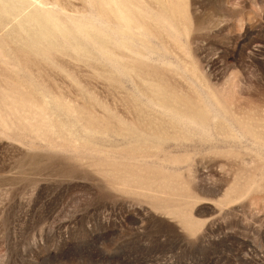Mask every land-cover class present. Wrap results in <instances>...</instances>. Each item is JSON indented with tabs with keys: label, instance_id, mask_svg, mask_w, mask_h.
<instances>
[{
	"label": "rangeland",
	"instance_id": "obj_1",
	"mask_svg": "<svg viewBox=\"0 0 264 264\" xmlns=\"http://www.w3.org/2000/svg\"><path fill=\"white\" fill-rule=\"evenodd\" d=\"M117 1L0 0V264H264V0Z\"/></svg>",
	"mask_w": 264,
	"mask_h": 264
},
{
	"label": "bare ground",
	"instance_id": "obj_2",
	"mask_svg": "<svg viewBox=\"0 0 264 264\" xmlns=\"http://www.w3.org/2000/svg\"><path fill=\"white\" fill-rule=\"evenodd\" d=\"M36 1V0H35ZM118 1L117 0H115V5H116V7L118 8V10H124V6H121V5H119L118 3H117ZM114 5V4H113ZM23 9H24V7H23ZM48 18V17H47ZM51 21V20H50ZM244 120V119H243ZM256 123V122H255ZM250 124V123H249Z\"/></svg>",
	"mask_w": 264,
	"mask_h": 264
}]
</instances>
